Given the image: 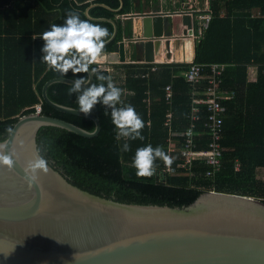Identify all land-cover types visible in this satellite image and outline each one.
Masks as SVG:
<instances>
[{
    "label": "trees",
    "instance_id": "obj_1",
    "mask_svg": "<svg viewBox=\"0 0 264 264\" xmlns=\"http://www.w3.org/2000/svg\"><path fill=\"white\" fill-rule=\"evenodd\" d=\"M158 4L155 0L154 5ZM89 6L93 22L106 26L110 35L114 25L109 19L118 25L116 38L105 45V53H110L124 37L122 15L138 7L135 0H0V140L7 137L5 128L13 127L19 116L36 112L37 103L41 104L45 115L94 130L95 122L91 118L62 112L43 99L44 84L59 74L40 60L44 41L39 36L52 23H63L68 10L83 13ZM211 10L209 28L196 48L195 61L206 65L204 77L196 85L184 76L189 66L185 62L114 66L126 70V87L130 94L123 103L134 105L145 121L141 129L143 140L126 137L117 140L110 115H104L103 106L97 104L91 112L101 121L99 134L85 137L64 128L43 126L38 132L41 154L76 185L122 202L182 206L209 190L264 201V178L259 177L258 172L259 163L264 160V0H211ZM211 63L226 64L221 88L223 92L235 94L223 100L227 107L223 124V167L207 176L209 166L196 161L188 172L181 169L179 173L164 175L161 171L164 163L158 158L156 171L151 176H137L131 166L135 149L151 143L161 145L169 153L167 138L171 132L184 131L189 125L192 92L207 89ZM250 64L258 66L254 82L248 81ZM109 73L114 81L112 71ZM65 77L73 78L71 70ZM168 84L173 91L170 102L165 99ZM69 86L55 82L47 93L57 103L78 108L75 94L67 93ZM200 107L202 118L197 121L196 129L199 149L206 148L209 141L204 123L207 113L203 105ZM169 110L173 114L172 122L166 126ZM173 138L178 142L182 140L181 136ZM126 140L130 150L123 152L118 145ZM179 150L177 148V153ZM179 160L176 156L172 164L176 165Z\"/></svg>",
    "mask_w": 264,
    "mask_h": 264
},
{
    "label": "water",
    "instance_id": "obj_2",
    "mask_svg": "<svg viewBox=\"0 0 264 264\" xmlns=\"http://www.w3.org/2000/svg\"><path fill=\"white\" fill-rule=\"evenodd\" d=\"M196 13L153 7L124 14L133 21V36L118 41L108 55L118 53L125 63L126 43L142 41L145 63H155V45H164L172 58L171 46L193 32ZM153 16H162V24ZM109 20L114 32L107 44L118 33L116 21ZM72 79H49L43 99L62 112L91 118L94 130L33 112L19 116L13 135L6 137L17 155L11 167L0 165V264H264V201L259 198L209 190L182 206L122 202L76 185L47 159L48 171L33 180L25 166L40 150L41 127L85 137L101 131L94 113L85 115L49 97L51 84L70 85Z\"/></svg>",
    "mask_w": 264,
    "mask_h": 264
},
{
    "label": "clouds",
    "instance_id": "obj_3",
    "mask_svg": "<svg viewBox=\"0 0 264 264\" xmlns=\"http://www.w3.org/2000/svg\"><path fill=\"white\" fill-rule=\"evenodd\" d=\"M39 36L44 41L40 60L51 71L58 73L61 79L69 70L73 73L67 93L70 96L75 94L79 112L87 115L100 104L104 115L111 117L117 140L121 137L128 140L144 139L141 129L145 127V121L134 105L122 102L123 89L114 83L109 70L102 65L106 60L105 45L111 38L106 26L93 22L87 9L83 13L68 10L63 23H52ZM76 73L85 75L76 76ZM5 132L11 136L14 130L7 126ZM118 148L127 152L130 144L126 140ZM16 155L7 138L0 140V165L11 167ZM158 158L165 166L173 162V157L161 145L147 143L135 149L131 166L137 176H151L156 171L155 162ZM25 171L33 180L38 179L40 172L48 171V162L38 148L27 161Z\"/></svg>",
    "mask_w": 264,
    "mask_h": 264
},
{
    "label": "built area",
    "instance_id": "obj_4",
    "mask_svg": "<svg viewBox=\"0 0 264 264\" xmlns=\"http://www.w3.org/2000/svg\"><path fill=\"white\" fill-rule=\"evenodd\" d=\"M181 11L195 10V26L193 27L192 33H186L183 35L184 38H190L196 43L201 41L207 29L209 28L212 19L211 8H198L193 5L183 6L180 8ZM124 17V16H123ZM183 28L189 31L187 25H183ZM163 63H174L172 60L164 61ZM189 66L184 73L185 78L193 86L200 82L204 77L205 64H201L193 60H186ZM210 68V74L208 78V87L205 91L193 90L192 92V111L190 114V122L187 128L181 132H171L167 138V148L170 155L174 158L178 156L180 160L176 165L171 164L170 166H163L162 173H179L181 169L188 172L196 161L204 162L209 166L206 171L207 176L214 175L216 171L223 167V145L222 139L224 134V117L227 111V107L223 100L234 97V92H223L221 84L223 82V72L226 68L225 63H211L208 65ZM107 69L110 68L107 66ZM156 69V67H153ZM165 99L170 102L173 97L172 85L168 84L165 88ZM201 105L205 108L207 113L204 121L207 128V134L209 136L208 145L206 148H198L197 143V121L202 118ZM36 112H41V104L35 105ZM172 111L169 110L166 114L165 125L170 126L172 122ZM181 136L180 142L176 141L173 137ZM180 144V147H179ZM177 148L180 150L177 153ZM240 167V163L236 162V169Z\"/></svg>",
    "mask_w": 264,
    "mask_h": 264
},
{
    "label": "crops",
    "instance_id": "obj_5",
    "mask_svg": "<svg viewBox=\"0 0 264 264\" xmlns=\"http://www.w3.org/2000/svg\"><path fill=\"white\" fill-rule=\"evenodd\" d=\"M135 1H136V5H138V7H136L138 8V10L135 8L133 12L151 10L154 6H155L154 8H157V9L161 8L164 10L173 9V8L175 9L182 8L183 6L187 7L188 5H193L194 7H198L202 9H206L209 7L211 8V0H156V1H159V4L157 6L154 5L155 0H135ZM123 16L124 15H122V18L124 20L123 23L126 28V29L124 28L125 34H124L123 39H126L127 36L130 35V33L129 34L127 33L132 31L133 21L131 18H126ZM153 20L159 23L157 25H160L162 24L163 18L162 16H153ZM127 29L129 31H127ZM139 31H140V27H139ZM181 39L183 41H181ZM187 39H189L191 43L189 47H188V44L186 43ZM197 44L198 43H196L194 40L190 38H184V39L180 38V41H178L177 44L175 45L173 44V46H171V51L173 55L172 58H169L167 56L168 51L166 50V48H164V45H160L159 48H157V46L155 45L153 48V56H154L155 63L153 64L163 63L164 61H167V60H172L174 63L186 62V60H193V59L195 60ZM145 54H146L145 44L142 41L126 43V62L125 63L120 61L118 53H115L113 55H108V53H106V60L102 62V65L103 67L108 66L110 68V70L112 71L114 75V82L123 89V94L121 97L122 102L125 100L127 95L130 94V91H128L126 87V70L124 68H121V67L116 68L114 66L122 65V64H129V63H145L144 62ZM114 60H116V62H112ZM257 77H258V66L256 64L248 65V81L254 82L257 80ZM1 103H3V101H1ZM37 104H40V103H37Z\"/></svg>",
    "mask_w": 264,
    "mask_h": 264
},
{
    "label": "rangeland",
    "instance_id": "obj_6",
    "mask_svg": "<svg viewBox=\"0 0 264 264\" xmlns=\"http://www.w3.org/2000/svg\"><path fill=\"white\" fill-rule=\"evenodd\" d=\"M259 177L264 178V160L260 161L258 166Z\"/></svg>",
    "mask_w": 264,
    "mask_h": 264
},
{
    "label": "bare ground",
    "instance_id": "obj_7",
    "mask_svg": "<svg viewBox=\"0 0 264 264\" xmlns=\"http://www.w3.org/2000/svg\"><path fill=\"white\" fill-rule=\"evenodd\" d=\"M187 44H188V47L190 46V40L189 39H187V42H186Z\"/></svg>",
    "mask_w": 264,
    "mask_h": 264
}]
</instances>
